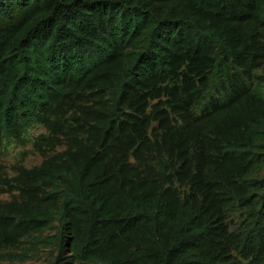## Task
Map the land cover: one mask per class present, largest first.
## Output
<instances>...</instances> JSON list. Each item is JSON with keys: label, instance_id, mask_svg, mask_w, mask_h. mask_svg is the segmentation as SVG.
<instances>
[{"label": "trees", "instance_id": "trees-1", "mask_svg": "<svg viewBox=\"0 0 264 264\" xmlns=\"http://www.w3.org/2000/svg\"><path fill=\"white\" fill-rule=\"evenodd\" d=\"M3 195L0 264H264V0H0Z\"/></svg>", "mask_w": 264, "mask_h": 264}, {"label": "rangeland", "instance_id": "rangeland-1", "mask_svg": "<svg viewBox=\"0 0 264 264\" xmlns=\"http://www.w3.org/2000/svg\"><path fill=\"white\" fill-rule=\"evenodd\" d=\"M40 130H31V137L24 145H10L3 151V164L9 173H14V167L23 165L31 168L39 165L43 161V156L36 152L33 146V139L40 134ZM11 195H3L0 200H7Z\"/></svg>", "mask_w": 264, "mask_h": 264}]
</instances>
